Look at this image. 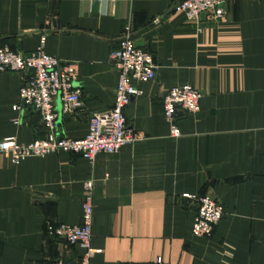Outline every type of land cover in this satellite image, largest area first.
<instances>
[{"label":"crops","instance_id":"crops-1","mask_svg":"<svg viewBox=\"0 0 264 264\" xmlns=\"http://www.w3.org/2000/svg\"><path fill=\"white\" fill-rule=\"evenodd\" d=\"M180 1L0 0V49L28 56L43 44L79 65L83 107L69 114L56 102L58 136L85 138L91 116L114 106L110 55L126 27L159 68L126 110L142 142L93 162L58 153L15 165L0 153V264H78L81 250L47 227L82 223L89 180L94 264H264V2L224 0L223 19L195 21ZM30 76L0 74V141L49 135L38 110L20 108ZM183 85L200 90L201 108L178 111L174 139L162 102ZM205 196L226 210L210 238L193 234Z\"/></svg>","mask_w":264,"mask_h":264},{"label":"built area","instance_id":"built-area-1","mask_svg":"<svg viewBox=\"0 0 264 264\" xmlns=\"http://www.w3.org/2000/svg\"><path fill=\"white\" fill-rule=\"evenodd\" d=\"M223 2L224 0H181L176 10L188 20L198 21L202 16L220 20L225 16ZM110 58L119 71L114 106L108 112L94 113L90 118L85 138L74 140L58 136L56 122L59 115L55 104L60 100L64 112L69 114L83 107L82 92L75 87L79 65L63 62L46 54L43 44L28 56L7 47L0 49V74L31 72L30 78L20 90V108L30 107L38 110L44 126L50 131L46 138L31 144H20L15 139L2 140L0 153L8 156L15 165L28 158H45L58 153L79 155L93 162L100 154H115L124 146L142 142L145 135L129 128L126 110L134 98L143 95L142 85L156 79L159 68L154 56L137 46L135 35L127 27L119 40L118 48L111 53ZM201 100L202 93L191 85L174 87L167 92L162 105L170 124L172 138L181 137V131L176 124L178 111L197 114L201 108ZM93 191L94 182L89 180L84 187L80 225L49 224L47 227L49 236L65 240L81 250L82 256L78 264H94L93 258L97 253L92 247ZM196 202L193 234L200 238H210L226 214L225 207L208 196L197 198ZM51 264L72 263L58 260ZM156 264L164 263L158 260Z\"/></svg>","mask_w":264,"mask_h":264},{"label":"water","instance_id":"water-1","mask_svg":"<svg viewBox=\"0 0 264 264\" xmlns=\"http://www.w3.org/2000/svg\"><path fill=\"white\" fill-rule=\"evenodd\" d=\"M138 46V45H137ZM139 47V46H138ZM59 102H61L60 100H58ZM61 106H62V103H61ZM63 107V106H62ZM62 107H61V110H62ZM59 111V113L61 114L62 111Z\"/></svg>","mask_w":264,"mask_h":264}]
</instances>
